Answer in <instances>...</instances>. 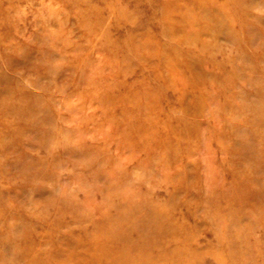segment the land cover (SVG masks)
I'll return each instance as SVG.
<instances>
[{"label": "rangeland", "instance_id": "obj_1", "mask_svg": "<svg viewBox=\"0 0 264 264\" xmlns=\"http://www.w3.org/2000/svg\"><path fill=\"white\" fill-rule=\"evenodd\" d=\"M0 264H264V0H0Z\"/></svg>", "mask_w": 264, "mask_h": 264}]
</instances>
